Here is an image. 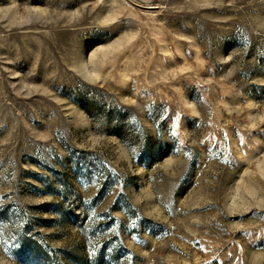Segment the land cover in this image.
<instances>
[{
    "label": "rangeland",
    "instance_id": "obj_1",
    "mask_svg": "<svg viewBox=\"0 0 264 264\" xmlns=\"http://www.w3.org/2000/svg\"><path fill=\"white\" fill-rule=\"evenodd\" d=\"M0 264H264V0H0Z\"/></svg>",
    "mask_w": 264,
    "mask_h": 264
}]
</instances>
